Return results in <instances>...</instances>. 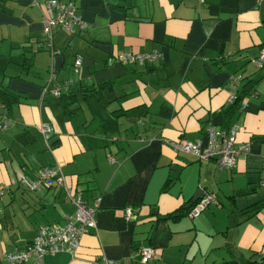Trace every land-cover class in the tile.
<instances>
[{
    "label": "crops",
    "instance_id": "obj_1",
    "mask_svg": "<svg viewBox=\"0 0 264 264\" xmlns=\"http://www.w3.org/2000/svg\"><path fill=\"white\" fill-rule=\"evenodd\" d=\"M8 1L0 9V125L8 122L0 129V264L41 227L74 215L65 186L99 204L96 227L75 255H49L45 264H142L137 252L148 244L155 256L147 264L261 261L264 67L253 59L264 52V0H75L87 27H55L54 55L42 25L47 0ZM155 50L162 55L153 63L118 60ZM51 68V87L74 80L88 91L64 106L42 96ZM234 75L242 76L235 91ZM249 81L256 86L248 104L228 124L230 94ZM210 124L236 125L237 141L250 143L235 168L220 170L169 144L206 146ZM45 167L58 168L65 186L28 190L22 178L34 180ZM199 190L216 197L199 217L158 219Z\"/></svg>",
    "mask_w": 264,
    "mask_h": 264
},
{
    "label": "built area",
    "instance_id": "obj_2",
    "mask_svg": "<svg viewBox=\"0 0 264 264\" xmlns=\"http://www.w3.org/2000/svg\"><path fill=\"white\" fill-rule=\"evenodd\" d=\"M43 31L48 36L47 48L52 55L55 54L53 45V30L55 27H62L66 31L74 32L76 27L86 28L87 23L77 14V6L73 0H47L44 4V15L42 19ZM157 50L147 53H125L118 57L123 64L137 62L141 65L153 63L161 57ZM254 64L264 67V52L257 58L253 59ZM83 64L82 56L79 55L74 62V71L79 73ZM56 76L54 69L51 68L45 86L42 88V96L52 94L60 95L64 87L69 88L75 81L69 80L62 84L51 87ZM242 79L240 75L231 77V84L235 91L236 84ZM230 94L229 101L232 103L235 98V92ZM248 104L247 98H243L241 106L245 108ZM5 123L0 128H6ZM238 126H232L229 129H219L210 124L205 128L208 137V144L203 146L201 140L195 142L183 138L169 142L172 148L179 153L189 154L200 160H214L220 170L233 169L237 166L241 158H245L250 153V143H240L237 141ZM43 132H50L48 124L42 127ZM22 182L30 191H36L43 188H51L58 185L65 186L64 177L61 171L56 167H45L41 169L34 180L27 177L22 178ZM5 187L0 186V192ZM66 195L70 202L75 206L73 216H68L64 224H52L41 227L34 239L19 251L5 252L1 259L10 264H25L31 258H34L36 264H45V259L49 255L59 253H70L75 255L82 239V236L96 227L95 216L99 209V204L88 205L80 193H74L70 188L65 186ZM216 202V197L212 193H204L191 210V218L199 217L203 211L211 204ZM126 220H130L132 209L129 207L125 211ZM137 254L142 264H147L154 259L155 250L152 246L146 245L138 249ZM106 264H116L115 260H107Z\"/></svg>",
    "mask_w": 264,
    "mask_h": 264
},
{
    "label": "trees",
    "instance_id": "obj_3",
    "mask_svg": "<svg viewBox=\"0 0 264 264\" xmlns=\"http://www.w3.org/2000/svg\"><path fill=\"white\" fill-rule=\"evenodd\" d=\"M6 1L7 0H0V9L4 8V4H5ZM73 1L75 2L76 6H77V14L80 15L79 11H78L79 7L77 5V2L75 0H73ZM31 59H32V57L31 58H25V62L27 63V61H31ZM26 63L23 64L24 67H25ZM255 86H256V81H249L243 87L241 92L238 93V95L236 96L235 100L232 102L231 107L226 112L228 124L232 120L234 115L237 113V111L239 110L243 98L245 96L251 94V92L253 91ZM78 91L87 92L88 90L81 89V87H79L78 85L73 84L72 86H70L68 88V90L66 92L62 91L60 93V95H57V96H54V97L59 98L61 100L63 106H64V105H66V104H68V103H70V102H72V101H74L76 99V93ZM67 100H69V101L67 102ZM5 123H8V122H4L3 124H5ZM3 124H1L0 126H2ZM197 202H192V201L191 202H187V203L183 204L180 208L174 210L173 212H171L169 214H166V215H164L162 217H159L158 219H160V220L180 221V220H182L183 218L187 217L190 214L191 210L193 209V207L196 205ZM250 264H264V258H262L261 261H259V262H253V263H250Z\"/></svg>",
    "mask_w": 264,
    "mask_h": 264
},
{
    "label": "water",
    "instance_id": "obj_4",
    "mask_svg": "<svg viewBox=\"0 0 264 264\" xmlns=\"http://www.w3.org/2000/svg\"><path fill=\"white\" fill-rule=\"evenodd\" d=\"M203 195V190H199L193 198V202H197Z\"/></svg>",
    "mask_w": 264,
    "mask_h": 264
},
{
    "label": "rangeland",
    "instance_id": "obj_5",
    "mask_svg": "<svg viewBox=\"0 0 264 264\" xmlns=\"http://www.w3.org/2000/svg\"><path fill=\"white\" fill-rule=\"evenodd\" d=\"M7 2H9V1L7 0L5 3H7Z\"/></svg>",
    "mask_w": 264,
    "mask_h": 264
},
{
    "label": "bare ground",
    "instance_id": "obj_6",
    "mask_svg": "<svg viewBox=\"0 0 264 264\" xmlns=\"http://www.w3.org/2000/svg\"><path fill=\"white\" fill-rule=\"evenodd\" d=\"M54 45V44H53Z\"/></svg>",
    "mask_w": 264,
    "mask_h": 264
}]
</instances>
